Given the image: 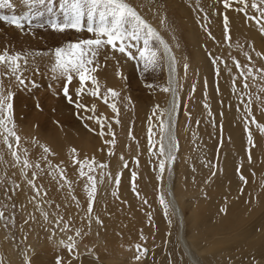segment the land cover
Masks as SVG:
<instances>
[{"label":"bare ground","instance_id":"bare-ground-1","mask_svg":"<svg viewBox=\"0 0 264 264\" xmlns=\"http://www.w3.org/2000/svg\"><path fill=\"white\" fill-rule=\"evenodd\" d=\"M48 1L50 0H0V8L3 9L0 10V15L4 13L12 16L5 12L4 6H15V12L24 18L30 7L44 6ZM57 1H53L56 2L57 10L54 17L64 11L63 16L67 7V4L63 3L67 0H61V3ZM135 1H141L143 6L139 4L137 8L128 4L159 33L178 62L173 86L178 81L182 87L177 92L176 124L172 130L178 142V150L171 172L169 173L166 167L164 177L157 181L156 165L161 157L140 158L142 150L139 152V144L134 142V137H139L141 129L147 133L148 128L152 127L155 132V125L159 126L161 120L167 119L166 116L160 115V110L171 109V93L162 95L164 99H154L147 108L136 101L128 100L130 111L125 114L118 106L120 97L108 95L105 103L104 96H90L88 92L97 85H92L89 81L86 84L87 90L81 94L80 102L89 109L95 105V111L81 109L79 114L84 117H100L105 125L104 136L99 134L100 125L94 120H82L77 117L74 104H69L63 94L56 96L58 101L53 105V114L44 121L33 116L32 119L29 118L28 126H25L21 113L13 110V125L20 140L18 144L12 140V151H16L21 158H28L32 164H39L44 172L35 168L23 170L29 175L32 171L40 173L34 179L40 189L39 195H34L35 199L22 187L20 189L21 206L26 216L25 221H28L24 223L22 230V240L29 239L27 253L24 257H21L20 252L18 255L14 241L8 243L0 228V264H25V257L31 260V264H56L58 256L62 264H67L69 260L71 264H217V255L223 256L222 264H264V133L251 122L255 118L257 123L264 124V34L259 31L258 24L235 10L240 7L239 4H233L230 9L225 10L222 0H160L166 8L160 14H153L151 5L146 3L152 0ZM141 10L148 16L153 14V18L149 19L151 21L142 15ZM225 14L230 21V39L227 40L223 26ZM35 19V24L49 20L47 15L38 16L37 21ZM170 33L177 47L171 46L165 39L170 37ZM242 40L246 41L244 45ZM22 43L23 41L8 52L15 54L16 50L21 53L22 48L27 50L36 47V44L25 46ZM7 45L10 46L9 43ZM209 52L221 58L218 78L214 76ZM257 52L260 53L259 56ZM29 59L27 57L26 66L23 59L21 60L22 71L18 73L22 78L28 79L29 83L34 79L41 80L43 84L49 79L54 80V83L66 82L64 78H52L54 56L34 61ZM103 60L108 65H100V71L90 73V76H95L97 82H103L114 91L120 89L123 95L128 97L123 79L127 69L125 59L120 54L104 48L97 57V63ZM235 61L245 67L237 68ZM185 64L188 65L186 72ZM225 65L231 70V75ZM248 68L252 69L250 76H247ZM162 69L166 87L169 80L168 69ZM242 71L245 73L243 76ZM0 80L13 83L16 79L6 66H0ZM205 80L208 82L207 87ZM214 80L217 81L219 92ZM41 81L39 83H42ZM194 83L198 84V95L209 103L208 110L196 103L193 108L197 95L191 91ZM245 83L248 84L247 88L244 87ZM78 86V78L74 77L69 88L70 93H74V101L77 99L75 88ZM6 91L8 90L3 89L5 94ZM112 103H115L119 110L121 136L116 128L119 125L113 120L116 114L109 107ZM193 109L197 111V119L193 121V129L197 134L192 138L188 136V115ZM249 110L251 116L247 114ZM209 112L212 113L211 116ZM209 116L218 121L217 129L209 122ZM134 119L140 120L141 126H131ZM245 121L252 132V146L247 143ZM85 123L89 125L88 128L84 126ZM108 123H111L114 136L108 133ZM220 125L223 126L222 130ZM221 134L224 135L225 145L229 149L225 155L217 151V145L221 146L217 142ZM109 139H114L115 144L104 143ZM133 144L137 147L134 148ZM41 146L49 148V152L43 153ZM110 148L114 151L111 157L108 155ZM142 154L146 155L143 151ZM121 155L129 164L127 169L122 167ZM85 159L89 162L94 160L96 163L108 164L109 167L105 171L110 172L112 177L120 171L123 172L118 190L108 176L101 178V170L98 167L93 173L97 179V193L92 215L99 216L103 221L102 225L96 224L94 219L89 222L85 217L87 199L84 185L87 183V177L79 176V165L74 164L75 160L83 162ZM59 168L65 170V177L71 182V188L66 182L60 181ZM238 168L246 183L239 179ZM84 170L87 172L86 167ZM133 170L138 174L136 184L139 197L131 191L130 173ZM213 171L216 172L215 176H212ZM25 178L27 180L29 177ZM60 183H64V186L59 187ZM113 191H118V198L112 195ZM72 195L80 201V207L71 199ZM161 195H164L170 204V215L167 218L159 203ZM195 195L202 196L192 200ZM144 199H147V204L143 203ZM221 208H226V212H221ZM41 210L49 213V220L62 216L65 221L70 222L69 230L60 231L57 227L56 237L48 232V237L44 238L42 232L49 230L50 225H57L45 221ZM30 216L35 219L29 220ZM168 219H171V225ZM76 229H83L86 234L76 236ZM68 236L73 237L72 243L75 244L71 253L61 244L62 240L65 244L69 243ZM86 237L93 240V249L85 254L86 247L82 243ZM34 243L40 245L37 253H34ZM137 244L141 245L140 251L148 250L140 259L136 258L139 254Z\"/></svg>","mask_w":264,"mask_h":264},{"label":"snow or ice","instance_id":"snow-or-ice-1","mask_svg":"<svg viewBox=\"0 0 264 264\" xmlns=\"http://www.w3.org/2000/svg\"><path fill=\"white\" fill-rule=\"evenodd\" d=\"M233 4H239L240 7L235 10L239 13H243L247 19L255 20L259 25V31L261 34H264V23H261L259 18H264V0H259V4L256 3V0H253L250 7L258 13L257 16H249L248 15V3L247 0H223V7L225 10L230 9ZM0 20L5 23L15 26L17 29L23 30L26 25H31V20H26L23 17L18 16H0ZM47 26L58 33H66L68 31H74L76 33H80L82 31H87L92 34L93 38H85L79 39L77 42H70L61 47H56L52 55L54 56V64L51 68L53 75V79L64 78L65 83L63 85L62 94L66 98L69 104H74L77 109V117L82 120H94L97 124L100 125L101 131L100 135L104 136V123L102 122L100 117L89 115L87 117L81 116L79 114V110L83 109L84 111H95V105L92 106L91 109L88 108L87 105L80 102V97L82 92L84 91L86 84L90 81L92 85H96L97 79L95 76H90V73L96 72L100 65L97 63V57L100 55L102 49L106 47H110L113 52H118L123 56L127 57L129 60L136 59L138 56L139 61L143 62L144 68L152 69L155 68H164L168 69L169 80L168 86L163 87L161 90L165 93H171L172 95V107L171 109H163L160 110L161 116H166L167 119L161 120L159 125V140H158V150L154 151V141L152 137L153 129L152 127L148 128V144H149V154L150 157H161L157 161L158 172L156 173L157 181H161L165 175L166 167L167 171L171 172V166L176 160V153L178 150V142L173 134V128L175 127L176 120V97L177 92L182 85H179L178 81H176L175 86H173L174 79L176 76V66L177 60L175 56L172 54V50L169 45L165 42L163 38L159 35V33L145 20L142 16L136 11L134 7L125 2V0H92L90 4H83L79 2V0H68L66 12L62 17H53L49 21H46ZM229 18L225 14L223 16V26L225 32V39H230L229 37ZM33 27V25L31 26ZM29 27V28H31ZM37 28L45 27L44 23L39 25H35ZM207 31V29H205ZM210 35V33H209ZM142 42V46H141ZM155 43L158 47H151L152 43ZM135 50V51H134ZM257 56L260 55L259 52L256 53ZM210 63L213 65L214 76L219 77L220 75V67L219 63L221 58L218 56H214L211 52L208 53ZM247 56L248 54L245 53ZM23 59V63L26 66L28 63L27 57L22 56L21 53L10 54L7 50H5L2 54H0V66H6L10 71V74L15 77L18 84L20 86L25 85V79L22 78L21 75H18L22 71L21 60ZM249 59H251L249 57ZM235 66L237 68H244L245 66L241 65L239 61H235ZM227 69V65H225ZM185 72L188 69V65H184ZM229 75H231V70L227 69ZM119 75V72L117 73ZM252 74V69H247V76ZM241 75H245L242 71ZM74 77L78 78L79 86L75 89V95L77 99L74 101L72 95H70L69 85L72 83ZM247 77L245 76V79ZM207 80L204 81L205 87H207ZM214 84H217V81L214 80ZM32 87H36L35 82L32 83ZM148 88H153L154 85L149 83L147 84ZM244 87L247 88L248 84L245 83ZM196 90V85L193 84L191 86V91L194 93ZM217 92H219L218 84L216 87ZM234 90V89H233ZM264 91V89H262ZM108 93L111 94L112 97H118L120 95L119 92L114 91L109 88L107 90ZM88 94L92 97H97L100 95L99 88L95 87L88 92ZM13 97L12 92H7L5 94L2 90V86H0V130L3 132V142L8 147L9 150H12L14 139L18 144L20 137L17 135L15 128L10 127L9 125L13 122L12 110L13 104L11 103ZM127 99V98H126ZM105 103H107V97L105 96ZM205 109L209 108V105L205 103L203 105ZM39 107V105H37ZM112 112L116 114V123L119 124L121 121L119 119V110L115 103L109 105ZM251 116V111L249 110L247 113ZM211 116L212 113L209 112ZM222 115V114H221ZM252 123L256 124L257 129L261 133H264V124L257 123L255 118L252 119ZM199 124V121H197ZM86 128L89 127L87 123L84 125ZM222 130V125L219 126ZM245 132L247 133V143L249 146L253 145V136L252 132L249 130V124L247 121L244 123ZM90 131H94V129L89 128ZM108 133L114 136V132L111 128V123L107 125ZM129 137H132V132H129ZM167 141V143H165ZM105 144L114 145L115 140L109 139L104 141ZM43 147V153L47 154L49 152V148ZM75 152V149H73ZM108 155L111 157L114 155V151L110 148L108 151ZM12 156L15 161L20 162L22 164V174L25 177H29V173L23 171L25 169H40L39 164H32L29 162L27 158L21 161L20 155L16 151H12ZM43 158V157H42ZM250 158V157H249ZM120 160L123 162L122 167L127 169L129 164L125 161L124 157L121 155ZM138 164V159L136 160ZM74 164L79 165V176L87 177V183L84 185V191L86 193L87 199V208L85 211L86 219L91 222L93 219L95 223L98 225H102L103 221L99 216L93 217L92 213L94 211V200L97 193V179L93 174L98 167L101 170V178L103 176H108L110 181H114L115 188L118 190L121 181L123 172H118L115 177H112L110 172H106L105 169H108L109 165L106 163H96L94 160L89 162L85 159L83 162L79 160H75ZM207 166V165H206ZM85 167L87 168V172H85ZM213 167H215L213 165ZM41 172H44V169H40ZM238 174L240 173V169H237ZM60 181L66 182L68 187L71 188L72 184L70 181L66 180L65 170L63 168H59ZM40 173L37 171H32L30 174V178H27V184L33 189L36 196L39 195L40 189L37 187L34 179L39 176ZM137 172L135 170L131 171L130 179H131V191L136 194L138 197L140 193L137 190ZM216 172H212V176H215ZM239 179L242 182H247L245 177L242 174H239ZM102 182V180H101ZM64 183H60L59 187H63ZM112 195L118 198V191H113ZM36 197L34 196L33 199ZM71 199L75 202L77 207H80V201L77 199L75 195L71 196ZM144 204H147V199L143 200ZM159 203L162 206L163 213L165 217H169L170 215V204L165 199L164 195L159 197ZM57 208L59 205L56 206ZM39 208V205H37ZM226 208H221V212H226ZM41 215L45 221L49 223H55L60 231H67L70 228V222L65 221L62 216L59 219L49 220V213L41 210ZM59 216V213L56 214ZM34 216H30L29 220H34ZM149 219L151 216L149 215ZM0 220L5 221V224H15L14 217H9L5 219L4 211H0ZM28 223V221H25ZM169 225H171V219H168ZM90 227V224H89ZM83 229H76L75 235L82 236L85 235ZM143 235L141 233V239H143ZM69 243L65 244L64 241H61L64 248L69 252H73L75 248V244L72 243L73 237H67ZM136 248L138 250L137 259L141 258V255L147 254V249L141 250V245L137 244ZM79 257L77 256V259ZM25 264H31V260L28 257H25ZM56 264H62L61 258L58 256L56 259ZM67 264H71V260L67 262Z\"/></svg>","mask_w":264,"mask_h":264},{"label":"rangeland","instance_id":"rangeland-1","mask_svg":"<svg viewBox=\"0 0 264 264\" xmlns=\"http://www.w3.org/2000/svg\"><path fill=\"white\" fill-rule=\"evenodd\" d=\"M53 1L54 0L48 1L47 5H44V6L39 5L36 7L35 6L30 7V9H29L27 15L24 17V19L27 18L28 20H31L32 24L26 25L25 29H23V30L17 29L15 26L9 25L7 23H4L2 20H0V54H2L5 50L10 51L9 49H13L14 47H17L18 44L19 43L21 44V42L23 41L22 45H25V46H27V45L32 46V44H36L35 45L36 47H34V48H27V50H25V48H22V50H20L22 56L28 57V59L30 58L29 59L30 61L31 60L34 61V60H37L40 58H47L48 56H53L52 53L54 52V49L56 47L64 46L65 44L70 43V42H77L79 39L93 38L92 34L88 33L86 30L82 31L80 33H76L74 31H68L66 33L54 32L53 30H51L47 26L46 21H44V24H46L45 27H43V28L35 27V25H37L39 23L37 22L35 24L34 18H36L35 20L37 21L38 16L46 17V15H47V18L49 20L51 19V17L52 18L54 17L57 10L55 7L56 2H53ZM57 2L61 3L62 1L58 0ZM79 2H81L83 4H90V3H92V0H79ZM125 2L135 6L137 8H139V4L141 6H143V3L141 1L136 2L135 0H125ZM222 2H223V0H222ZM252 2H253V0H247V3L249 5V7L247 9L248 14H251V16H257L258 17V13H256L255 10L250 7ZM63 3L66 5L68 3V0L63 1ZM146 3L151 5L150 9L153 10L152 11V12H154L153 14H156L157 12L160 14L161 11H164V9L166 8V6L160 0H152V1H149ZM256 3L259 4V0H256ZM14 7L13 6H4V10L6 13L9 12L10 14H12V16L13 15L18 16V13L15 12L16 7L15 8ZM262 7H264V6H262ZM53 9H55V10H53ZM0 10H3V9L0 8ZM141 11L143 13L142 15L144 17H146L148 20L153 18V16H152L153 14H149V16H148L146 12H144L143 10H141ZM20 13H21V11H20ZM62 13H64V11ZM62 13H58L57 16L61 17ZM7 15H4V13H1L0 16H7ZM31 16H34V17H31ZM48 16H50V17H48ZM259 19L261 20V23H264V18H259ZM149 21H151V20H149ZM253 22L255 24H257V22L255 20H253ZM32 25H33V27H31ZM29 27H31V28H29ZM63 35L65 36V38ZM165 39L168 41V43L171 46L177 47L176 41L173 38L171 33H170V37L169 38L165 37ZM7 42L9 43L10 46L7 45L8 44ZM245 43H246V41L242 40V44L244 45ZM12 44L13 45L15 44V45L13 46ZM62 44H64V45H62ZM2 46H4V47H2ZM7 46H8V48H7ZM141 46H142V42H141ZM150 46L153 48L158 47L154 42ZM19 48H21V47H19ZM106 48L111 50L110 47H106ZM14 51H15V53H17L16 50H14ZM27 52H29V53H27ZM26 53H27V55H26ZM116 53L120 54L118 52H116ZM120 55L125 59V63L127 66V69H125V72L123 75L125 78L123 77V79H124V83H125L124 89L127 91L128 97H125L120 89L117 91L120 93V95L118 97H120V100H121V102H119L118 106H120L122 111L125 114H126V112L128 113L130 111V108L128 107V104H127L128 100H130L131 102L136 101L141 106L147 108L154 99H157V98L164 99V97L162 95H165L166 93L161 90L163 87H165L163 69H161V68L152 69L151 67L149 69H145L143 62L139 61L138 56L136 59L129 60L127 57L123 56L122 54H120ZM99 65L104 66V65H108V64H106L103 60L99 63ZM100 68L101 67H99L97 71H100ZM41 78H43V77H41ZM24 79H25V85L24 86H20L18 84L17 80L13 81V83H10V82L7 83L8 81H1L0 80V86H2V90L3 89L8 90V91H6V94H7V92L13 93V97H12V101H11V103L13 104V110H15V112L18 111L21 113L22 117H21V115H20V117H21L23 123L25 122L23 125L28 126V124L30 123L29 118L32 119L33 116H37V119L38 120L41 119L42 121H44L45 119H49L52 116L53 110H54L53 107L55 106L56 100L58 101V97H56V96L57 95L62 96V89H63V85L65 82L63 84H60L59 82L54 83V80L49 79V80H47V82L45 84H43V82L41 80L35 81V79H34V80H30L31 83H29L28 79H26V78H24ZM40 81L42 83H39ZM32 82H35V84L37 86L32 87L30 85V84H32ZM72 83H73V81H72ZM149 83L153 84L154 87L148 88L147 84H149ZM71 84L69 85V88H71ZM101 84L99 81L96 83L97 87L99 88L100 95L104 96V97L105 96L107 97L108 95L111 96V94L107 92L109 87L107 85H105L103 82ZM194 84L196 85V90L194 93H197V95L194 99L193 108H194L195 103L198 105L200 104L201 106H203L205 103H207L209 105L208 102L204 101L201 98V96L198 95V92H199V87H197L198 84L197 83H194ZM87 87H88V85H87ZM87 87H85L84 90H87ZM88 90H90V89L88 88ZM26 95H27V97H26ZM70 95H74V93L72 94V92H71ZM21 101H22V103H21ZM37 105H39V107H37ZM24 107H25V109H24ZM21 109H22V111H21ZM13 110H12V112H13ZM196 112L197 111L195 109H193V112H190V114L188 115L189 116V120H188L189 121V126H188V133L189 134H188V136H191L192 138L194 136H196V134H197V132L193 129V123H194L193 121H196V119H197V113ZM181 119H182V117H181ZM113 120L116 121V118H113ZM209 122L212 124V126L215 129L218 128V126H217L218 121L216 119H213L212 117L209 116ZM140 123H141L140 120L134 119L131 122V126L133 125L134 127H136L138 124H139V126H141ZM36 125H37V123H36ZM118 125L119 126H117L116 128L118 131V135L121 136L122 130H121V128H119L120 124H118ZM191 125H192V127H191ZM9 126L14 127L13 122ZM155 126H156L155 132H154V129L152 132V137H153V141L155 144V147L153 149L154 151L158 150V147H159L158 143H157L158 142V134H159V126L158 125H155ZM134 127H132V129ZM189 127H191V128H189ZM189 130H191V131H189ZM139 132H140L139 137L135 136L134 142H135V144L136 143L139 144V147H140L139 152L142 150L143 152L146 153V155L142 154V151H141L140 158H152V157H150V154H149V144H148V135L149 134H148V132L145 133L144 131H142V129ZM184 141L185 140L183 139L182 142H184ZM217 142L219 145L222 146L221 147V146L217 145V151L221 154H224V155L227 154L226 151L229 149L225 145L226 140L224 138V135L221 134V136H219V138L217 139ZM135 144H133L134 148L137 147V146H135ZM133 158H138V157H133ZM23 159H25V158H21V161ZM21 171H22V164L20 162L15 161L14 157L12 156V150H8V147L3 142V132H2V130H0V211H4L5 219H8L9 217H14V219H15L14 225L10 224V223L6 225L5 221L0 220V228L5 235V239L7 240V242L11 243V241H14L15 247L17 246L16 247L17 254L20 255L19 254V252H20V253H22L21 257H24L27 253L26 251L28 248L29 239L24 238L22 240V238H23L22 230H23V225H24L25 220H26V216H25L23 207L21 206L22 198L20 197V189L22 187L25 192H29V195L32 198L34 197V195H36V193H34V191L31 187H28L26 185L27 184L26 178H25V176H23ZM29 178H30V175H29ZM25 182H26V184H25ZM201 196L202 195H195L191 199L195 200L197 198H200ZM191 199H189V200H191ZM173 224H174V222H173ZM174 230H175V226L173 225V232H174ZM48 232L52 233V235L56 237L58 235L57 226L50 225L49 230L46 229L45 231L42 232V236L44 238H47L48 234H49ZM92 241L93 240L89 237H86L85 241H83L82 245L86 247L85 254L93 249ZM38 245H39L38 243L33 244L34 249H35L34 253H37V251L39 250L40 245L39 246ZM216 260L218 261L217 264H222L224 262L222 255H217Z\"/></svg>","mask_w":264,"mask_h":264}]
</instances>
